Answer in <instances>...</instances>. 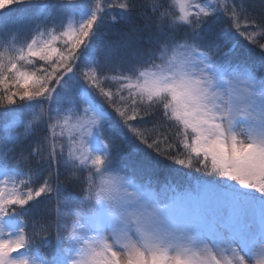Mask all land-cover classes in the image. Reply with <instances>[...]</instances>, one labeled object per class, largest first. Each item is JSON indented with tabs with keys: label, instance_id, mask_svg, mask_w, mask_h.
I'll use <instances>...</instances> for the list:
<instances>
[{
	"label": "snow or ice",
	"instance_id": "1",
	"mask_svg": "<svg viewBox=\"0 0 264 264\" xmlns=\"http://www.w3.org/2000/svg\"><path fill=\"white\" fill-rule=\"evenodd\" d=\"M0 120V264H264L246 0H0Z\"/></svg>",
	"mask_w": 264,
	"mask_h": 264
},
{
	"label": "rangeland",
	"instance_id": "2",
	"mask_svg": "<svg viewBox=\"0 0 264 264\" xmlns=\"http://www.w3.org/2000/svg\"><path fill=\"white\" fill-rule=\"evenodd\" d=\"M35 2L42 3L43 0H35ZM138 2H142V0H138ZM246 5H247L248 15L252 16L255 20L259 21L260 18L256 17L254 14H252V11H250L248 9V7H250V5H251L250 0H246ZM11 7H12L11 9H6L5 10V14L8 16L10 22L14 19L16 13L19 12V11H21V7L22 6L13 4ZM118 12H119L118 9L115 10V13L116 14H118ZM32 14H33V10L32 9H30V8H23L22 15L25 18L26 24L27 23H30ZM76 19H78V16L76 17ZM133 19L135 21H139L141 18L138 15H134L133 16ZM221 19H223V18H221ZM67 22L68 21L66 20V23ZM120 30H122L121 25H119V27H118L117 25H113V23L111 21H109L107 23V25H106L105 30L97 34V41L98 42H102V41L113 40V39H115V36L113 35V33L118 32ZM237 40H239L241 46L243 48H245L247 51H249L253 56H258L259 49L255 48V46H253V45H249L247 43V41H244L243 40V38L237 37ZM58 46H60V45H58ZM41 63H43V62H37L36 66L39 67ZM27 67L30 68L31 66H27ZM24 86L27 87L28 85H24ZM110 87H111V90L113 92H115V90L118 87V85L112 83V84H110ZM98 98L101 99V100L103 99L102 97H98ZM45 107H47V105H45ZM2 123H3L2 120H0V125H2ZM0 131H3V128L2 127H0ZM11 133H16L15 135H22L24 133V128L23 127H20L18 129L13 130ZM67 136H68V132L66 131L65 132V139H67ZM88 151L90 152V149ZM161 167H169L168 169H174L175 170V167L176 166L170 165L167 162H161ZM177 175H178V178H182L181 181L184 180V177L180 173H177ZM164 176L172 179V178L175 177V174H174V176H170L166 172H164ZM174 179H176V178H174ZM177 181L179 182V180H177ZM184 182L185 181H183V183ZM41 210H43V205H41Z\"/></svg>",
	"mask_w": 264,
	"mask_h": 264
},
{
	"label": "trees",
	"instance_id": "3",
	"mask_svg": "<svg viewBox=\"0 0 264 264\" xmlns=\"http://www.w3.org/2000/svg\"><path fill=\"white\" fill-rule=\"evenodd\" d=\"M250 7L248 9L252 11V14H254L256 17L261 18L264 16V3H262V0H250ZM119 27V25H117ZM147 119V118H146ZM16 133H11V135H15ZM196 172H192L190 175H194ZM43 210H41L42 212Z\"/></svg>",
	"mask_w": 264,
	"mask_h": 264
}]
</instances>
